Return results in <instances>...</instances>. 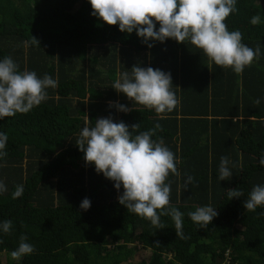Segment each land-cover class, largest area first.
Instances as JSON below:
<instances>
[{"label": "trees", "instance_id": "trees-1", "mask_svg": "<svg viewBox=\"0 0 264 264\" xmlns=\"http://www.w3.org/2000/svg\"><path fill=\"white\" fill-rule=\"evenodd\" d=\"M236 8L224 21L228 30L260 47L239 74L190 42L149 40V47L136 30L93 16L90 0H0V60L11 57L18 71L57 81L28 113L0 119L8 137L0 158L7 188L0 192V223L12 221L9 233L0 230V264H264V205L244 207L251 190L264 186V0H236ZM134 65L171 74L178 101L171 112L158 114L112 87L125 72L131 78ZM109 117L129 131L140 124L133 137L162 126L152 139H162L176 158L180 175L170 172L165 183L168 207L183 214L185 238L170 216H161L158 228L128 212L118 199L123 187L85 161L76 144L85 121L92 127ZM221 157L230 161V179H219ZM188 176L194 181L185 188ZM18 185L23 194L13 199ZM229 189L244 195L229 200ZM85 198L87 210L80 207ZM204 206L218 216L201 228L188 213ZM21 235L35 250L14 260Z\"/></svg>", "mask_w": 264, "mask_h": 264}, {"label": "clouds", "instance_id": "clouds-1", "mask_svg": "<svg viewBox=\"0 0 264 264\" xmlns=\"http://www.w3.org/2000/svg\"><path fill=\"white\" fill-rule=\"evenodd\" d=\"M92 15L102 18L109 25H119L121 31L132 33L136 30L144 43L149 40L160 42L173 38L177 42H190L218 66L232 68L236 73L243 72L260 54V47L255 50L242 43L239 30L229 31L226 18L236 8V0H90ZM159 22V29L156 23ZM259 15L253 16L250 23L257 25ZM31 43L40 45L33 36ZM27 44V42H26ZM149 47L153 45L148 43ZM19 65L11 57L0 60V119L15 116L17 113H28L47 98L45 89L57 86V81L50 75L38 78L35 71H18ZM132 76L123 73L113 86L118 92L135 102V104L154 109L156 113L171 112L178 101L170 91L172 78L170 73L152 67H132ZM120 74L117 76L120 78ZM259 104V100L256 101ZM120 111H130L123 104H116ZM140 124L129 126L123 121L117 123L112 118H99L90 127L88 121L79 133L76 144L84 153V159L94 164L97 173L115 182L117 190L123 187L119 203L128 212L146 218L158 227L164 228L160 221L163 215L170 216L175 223L177 236L185 238L182 231V213L169 206L170 185L165 181L171 172L180 175L174 153L164 146L163 140H153L157 130L162 126L157 123L154 128L139 132L133 137ZM7 135L0 133V158L7 155L4 151ZM229 159L221 157L219 179L232 177ZM264 165V154L260 159ZM194 181L188 176L187 185ZM7 191L6 185L0 182V192ZM23 186L18 185L12 198L23 194ZM244 193L239 189H229L228 198H239ZM264 205V186L256 185L244 201L247 211H255ZM91 201L83 199L80 207L89 209ZM157 210H160L159 214ZM190 219L206 228L218 216L216 208L204 206L189 212ZM12 221L0 223V230L9 233ZM27 236H20L19 246L11 252L14 260L34 252V245L27 243Z\"/></svg>", "mask_w": 264, "mask_h": 264}, {"label": "rangeland", "instance_id": "rangeland-1", "mask_svg": "<svg viewBox=\"0 0 264 264\" xmlns=\"http://www.w3.org/2000/svg\"><path fill=\"white\" fill-rule=\"evenodd\" d=\"M114 81H116V79Z\"/></svg>", "mask_w": 264, "mask_h": 264}]
</instances>
